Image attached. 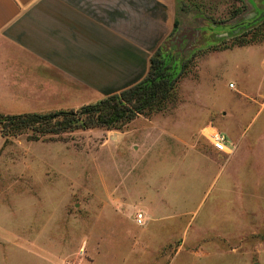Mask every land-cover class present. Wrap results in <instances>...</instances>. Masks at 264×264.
I'll use <instances>...</instances> for the list:
<instances>
[{
    "label": "rangeland",
    "instance_id": "374dc122",
    "mask_svg": "<svg viewBox=\"0 0 264 264\" xmlns=\"http://www.w3.org/2000/svg\"><path fill=\"white\" fill-rule=\"evenodd\" d=\"M261 9L264 0H176L178 34L160 48L166 64L185 72L173 102L155 113L211 115L200 99L227 111L198 135L174 117L158 122L164 130L145 127L152 113L120 129L3 138L0 264H264V108L233 98L232 74L201 89L191 77L203 56L211 54V64L222 59L224 49H210L221 31L208 30L212 21ZM224 124L237 149L222 152V162L232 155L222 165L207 159L217 150L202 132H222Z\"/></svg>",
    "mask_w": 264,
    "mask_h": 264
},
{
    "label": "crops",
    "instance_id": "0c3cea01",
    "mask_svg": "<svg viewBox=\"0 0 264 264\" xmlns=\"http://www.w3.org/2000/svg\"><path fill=\"white\" fill-rule=\"evenodd\" d=\"M175 6L176 0H0V114L68 109L137 84L146 76L151 56L173 31ZM218 53L222 59L215 64L211 54L197 61L192 84L201 89L213 84V77L226 84V74H232L235 83L227 86L233 98L264 108V40ZM257 70L260 76L247 74ZM200 101L204 113L211 115L155 113L144 118L150 122L145 127L164 130L158 122L174 117L190 121L186 126L192 138L207 123L226 117L224 108ZM185 137L180 135V141L186 143ZM212 151L207 159L222 165L236 152L222 162V152Z\"/></svg>",
    "mask_w": 264,
    "mask_h": 264
},
{
    "label": "trees",
    "instance_id": "16d2710c",
    "mask_svg": "<svg viewBox=\"0 0 264 264\" xmlns=\"http://www.w3.org/2000/svg\"><path fill=\"white\" fill-rule=\"evenodd\" d=\"M262 11L264 9L259 10L257 15ZM200 27L202 30V26ZM178 28L179 23L176 19L170 37L178 34ZM216 29L221 31H215L214 39L218 43L221 40L229 41L230 46L227 47L226 42H220L221 48L217 47V43L210 48L211 50L225 49L223 48L225 46L230 48L257 44L264 40V16L246 20L245 15L241 14L227 23L212 21L208 30ZM184 72L183 69L175 72L172 65L166 64L161 48L158 47L150 58L146 76L137 84L76 109L16 115L0 114V136L6 138L30 130L34 133V139H40L48 133H59L75 128L120 129L138 115L149 116L166 109L175 99L176 86Z\"/></svg>",
    "mask_w": 264,
    "mask_h": 264
},
{
    "label": "built area",
    "instance_id": "2783aa9c",
    "mask_svg": "<svg viewBox=\"0 0 264 264\" xmlns=\"http://www.w3.org/2000/svg\"><path fill=\"white\" fill-rule=\"evenodd\" d=\"M232 84H229L231 87ZM202 135L207 139V141L212 145V147L220 152L230 153L232 151V147L230 146L231 142L227 138V136L216 130L215 128L209 126L205 127ZM136 221L138 223L142 222V215L140 213L137 214Z\"/></svg>",
    "mask_w": 264,
    "mask_h": 264
},
{
    "label": "water",
    "instance_id": "95a60500",
    "mask_svg": "<svg viewBox=\"0 0 264 264\" xmlns=\"http://www.w3.org/2000/svg\"><path fill=\"white\" fill-rule=\"evenodd\" d=\"M256 15L257 13L255 12L249 13L245 16V19L246 20L253 19V18L259 19L264 16V11L260 12L257 16Z\"/></svg>",
    "mask_w": 264,
    "mask_h": 264
}]
</instances>
